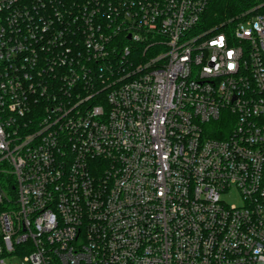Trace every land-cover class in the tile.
Returning a JSON list of instances; mask_svg holds the SVG:
<instances>
[{
    "label": "built area",
    "instance_id": "1",
    "mask_svg": "<svg viewBox=\"0 0 264 264\" xmlns=\"http://www.w3.org/2000/svg\"><path fill=\"white\" fill-rule=\"evenodd\" d=\"M211 1L0 0V264H264V0Z\"/></svg>",
    "mask_w": 264,
    "mask_h": 264
},
{
    "label": "trees",
    "instance_id": "2",
    "mask_svg": "<svg viewBox=\"0 0 264 264\" xmlns=\"http://www.w3.org/2000/svg\"><path fill=\"white\" fill-rule=\"evenodd\" d=\"M249 5L250 0H212L208 16L212 24H220L236 18Z\"/></svg>",
    "mask_w": 264,
    "mask_h": 264
},
{
    "label": "rangeland",
    "instance_id": "3",
    "mask_svg": "<svg viewBox=\"0 0 264 264\" xmlns=\"http://www.w3.org/2000/svg\"><path fill=\"white\" fill-rule=\"evenodd\" d=\"M227 205H239L241 200L236 190H230L222 196Z\"/></svg>",
    "mask_w": 264,
    "mask_h": 264
}]
</instances>
